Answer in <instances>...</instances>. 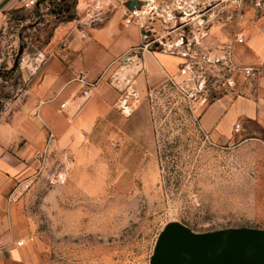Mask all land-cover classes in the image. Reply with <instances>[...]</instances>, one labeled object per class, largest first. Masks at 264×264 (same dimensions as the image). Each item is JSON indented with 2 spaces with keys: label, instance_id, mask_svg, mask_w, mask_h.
<instances>
[{
  "label": "rangeland",
  "instance_id": "374dc122",
  "mask_svg": "<svg viewBox=\"0 0 264 264\" xmlns=\"http://www.w3.org/2000/svg\"><path fill=\"white\" fill-rule=\"evenodd\" d=\"M126 2L51 0L15 13L0 36L7 57L0 110L22 95L28 69L44 59L60 24L100 25L116 13L127 22ZM130 20L145 24L148 39L166 43L151 48L185 52L172 44L178 24L142 13ZM230 25L224 22L223 34ZM137 67L116 64L104 78L118 95L112 112L91 128L53 135L44 159L15 186L18 227L33 238L25 245L30 264H198L172 242L184 233L264 232V134L228 144L206 137L201 108L223 94L209 79L196 97L170 81L133 100ZM219 253L200 264L234 262Z\"/></svg>",
  "mask_w": 264,
  "mask_h": 264
},
{
  "label": "crops",
  "instance_id": "0c3cea01",
  "mask_svg": "<svg viewBox=\"0 0 264 264\" xmlns=\"http://www.w3.org/2000/svg\"><path fill=\"white\" fill-rule=\"evenodd\" d=\"M23 9L19 0H0V36L7 21ZM226 16L223 13L210 27L211 40L230 42L241 33L244 42L235 45L237 62L264 66V5L257 8L253 0H247L243 18L234 17L229 33L223 34ZM142 30L138 21L128 23L122 13L100 25L60 24L46 46L44 59L35 70L28 69L22 95L0 110V264H30L25 246L28 236L18 227L11 194L38 163L36 155L45 151L49 133L91 128L112 112L118 95L104 78L120 61L138 64L132 79L133 100L167 86L170 78L179 74L185 58L168 49L144 48ZM6 60L0 48V70ZM80 72H86L96 86L86 106L71 117L64 102L77 92L74 78ZM198 124L206 137L220 144H228L235 137L258 138L264 134V74L241 77L231 92L205 103ZM236 124L242 126L238 132ZM21 239L25 245L16 246ZM261 243L264 245V240ZM255 251L256 247L247 262L264 264V255L257 256Z\"/></svg>",
  "mask_w": 264,
  "mask_h": 264
},
{
  "label": "built area",
  "instance_id": "2783aa9c",
  "mask_svg": "<svg viewBox=\"0 0 264 264\" xmlns=\"http://www.w3.org/2000/svg\"><path fill=\"white\" fill-rule=\"evenodd\" d=\"M51 0H19L21 7L29 9L36 7L44 2ZM141 7L128 11V17L131 19L139 13L150 17H159L164 24H171L181 29L180 38L175 41V49L183 48L185 52L180 55L185 58L179 70V74L171 77L170 81L178 85L182 90L190 88L191 97L200 94L198 87H204L207 79L217 83L222 89V93H229L238 85L239 78H251L256 74H264V66L254 67L245 66L237 62L235 58V45L244 42L241 33L236 34L233 41L216 43L211 40L209 35L210 27L221 19L223 13H227V20L232 21L234 17L243 18V8L247 0H139ZM254 6L261 8L264 0H253ZM229 9H233V12ZM128 18L127 22L131 20ZM141 24V23H140ZM145 29V24H141ZM146 39L144 48L150 47L151 44H166L157 39H148L149 35H143ZM158 47V45L156 46ZM159 48V47H158ZM165 49L164 47H160ZM197 48V49H194ZM194 49L192 52L191 50ZM172 53H180L169 50ZM190 51V52H188ZM74 81L78 85L77 92L67 98L64 102L66 108L70 107V115L74 117L89 102L92 97L93 89L96 83L88 80L86 72H80ZM192 85V86H190ZM204 95V94H202ZM207 97L204 95L203 101ZM242 128L241 124L235 125V131ZM53 138L52 132L47 139L48 146ZM45 151L38 153L36 159L43 160ZM29 241H33L30 238ZM24 240L16 241V246H24Z\"/></svg>",
  "mask_w": 264,
  "mask_h": 264
},
{
  "label": "water",
  "instance_id": "95a60500",
  "mask_svg": "<svg viewBox=\"0 0 264 264\" xmlns=\"http://www.w3.org/2000/svg\"><path fill=\"white\" fill-rule=\"evenodd\" d=\"M141 7V2L139 0H127L126 8L128 11H132L135 9H139ZM150 32L146 30H142V34L149 35ZM227 232V231H225ZM225 232H218L212 234L205 235H192L188 233H184L180 238L175 239L173 243V247L175 252L186 251L192 254V257L204 259L207 257L208 253L211 251V245L214 243H221L219 248H221L224 244L230 246L233 249H244L243 251L247 252L250 249L256 247V255L262 256L264 255V245L261 243L264 240V232L251 230V229H236L229 230L232 237L225 241L223 240ZM225 242V243H224ZM171 245V244H170ZM174 261L168 260L164 264H173ZM231 264H253L248 262L234 263ZM156 264H162L161 262H156Z\"/></svg>",
  "mask_w": 264,
  "mask_h": 264
},
{
  "label": "bare ground",
  "instance_id": "6f19581e",
  "mask_svg": "<svg viewBox=\"0 0 264 264\" xmlns=\"http://www.w3.org/2000/svg\"><path fill=\"white\" fill-rule=\"evenodd\" d=\"M232 237V234H230L229 231L225 232L224 234V238L223 240L225 241H228L230 238ZM225 243V242H224ZM221 243H214L212 244L211 246V251H210V256L212 255H216L218 253V251H220L221 253H219L218 255H222L223 257L225 258H228L230 259L231 261H234V262H242V261H246L247 260H250L251 259V251L252 249L248 250L247 252L243 251L244 249H233L231 248L230 246H227V245H223L222 246V249L219 248ZM196 263L200 264L202 262H205L207 260H210L209 258L206 259H201V258H195L194 259Z\"/></svg>",
  "mask_w": 264,
  "mask_h": 264
}]
</instances>
